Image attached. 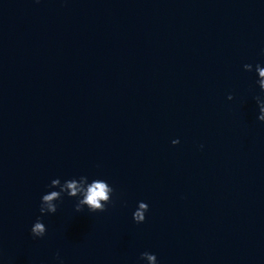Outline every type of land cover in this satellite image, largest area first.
Wrapping results in <instances>:
<instances>
[{
    "label": "water",
    "instance_id": "95a60500",
    "mask_svg": "<svg viewBox=\"0 0 264 264\" xmlns=\"http://www.w3.org/2000/svg\"><path fill=\"white\" fill-rule=\"evenodd\" d=\"M257 63L264 0H0V264H264Z\"/></svg>",
    "mask_w": 264,
    "mask_h": 264
},
{
    "label": "clouds",
    "instance_id": "9594fccd",
    "mask_svg": "<svg viewBox=\"0 0 264 264\" xmlns=\"http://www.w3.org/2000/svg\"><path fill=\"white\" fill-rule=\"evenodd\" d=\"M247 71L253 70V65L246 63L243 65ZM255 71L258 74L256 83L258 84L261 92H264V66L259 63L255 65ZM233 97L231 94L228 95V99L231 100ZM256 103L259 106L258 119L264 121V98L256 96ZM173 144H178L179 139H174ZM51 191H48L41 196L39 212L40 216L37 217L31 227V234L34 238H42L46 235L47 227L43 223V216L45 214H54L58 210V201H62L63 197L77 198L75 204L76 211H83L85 207L89 212H103L106 211L107 206L112 203V194L115 189L103 178H94L89 180L86 175H80L79 177H70L61 181L60 177H56L51 180L48 185ZM58 189V190H57ZM149 210L148 203L144 201L138 202V207L133 212V219L137 223H142L146 219L145 213ZM60 264L63 261L59 257V253L56 256ZM145 258L151 261H155L158 264L157 256L154 253L144 251L140 254V259L145 261Z\"/></svg>",
    "mask_w": 264,
    "mask_h": 264
}]
</instances>
